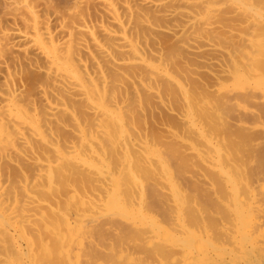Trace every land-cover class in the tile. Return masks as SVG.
<instances>
[{
	"label": "bare ground",
	"instance_id": "6f19581e",
	"mask_svg": "<svg viewBox=\"0 0 264 264\" xmlns=\"http://www.w3.org/2000/svg\"><path fill=\"white\" fill-rule=\"evenodd\" d=\"M0 264H264V0H0Z\"/></svg>",
	"mask_w": 264,
	"mask_h": 264
},
{
	"label": "rangeland",
	"instance_id": "374dc122",
	"mask_svg": "<svg viewBox=\"0 0 264 264\" xmlns=\"http://www.w3.org/2000/svg\"><path fill=\"white\" fill-rule=\"evenodd\" d=\"M152 130H154V128L152 127Z\"/></svg>",
	"mask_w": 264,
	"mask_h": 264
}]
</instances>
